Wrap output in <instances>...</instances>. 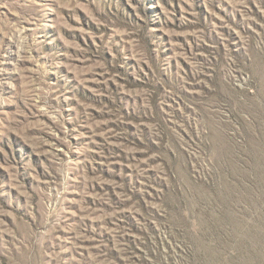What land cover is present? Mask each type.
I'll return each instance as SVG.
<instances>
[{"label": "rangeland", "instance_id": "rangeland-1", "mask_svg": "<svg viewBox=\"0 0 264 264\" xmlns=\"http://www.w3.org/2000/svg\"><path fill=\"white\" fill-rule=\"evenodd\" d=\"M0 264H264V0H0Z\"/></svg>", "mask_w": 264, "mask_h": 264}]
</instances>
